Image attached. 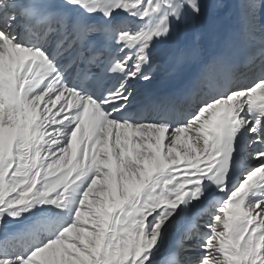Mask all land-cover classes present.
<instances>
[{"label": "snow or ice", "instance_id": "obj_1", "mask_svg": "<svg viewBox=\"0 0 264 264\" xmlns=\"http://www.w3.org/2000/svg\"><path fill=\"white\" fill-rule=\"evenodd\" d=\"M238 4L250 40L264 0ZM207 7L0 0V264H264V40L258 66L221 52L179 96L129 88L160 45L173 64L197 53L179 32Z\"/></svg>", "mask_w": 264, "mask_h": 264}, {"label": "bare ground", "instance_id": "obj_2", "mask_svg": "<svg viewBox=\"0 0 264 264\" xmlns=\"http://www.w3.org/2000/svg\"><path fill=\"white\" fill-rule=\"evenodd\" d=\"M204 3L208 5L205 11V16L197 22H189L187 25H182L180 28L179 35L181 38L184 36H191L192 33L198 32L200 33V41L197 45V53L194 56H190L186 58L182 63L187 67H191V69H198L199 67H203L208 64L209 56L207 50H203L201 47L202 39L205 36L206 29L210 30L214 34V38L217 43L222 40H234L238 43V41H244L250 49H253L257 54L256 65L258 66L260 63L259 59V51L261 47V41L264 40V33L262 30H258L254 33L252 39H246L241 33V21L239 14V4L238 0H204ZM173 41H169L165 45H160L157 49L156 54L153 56V62L150 66H146L144 68V72L149 74L152 79L151 82L156 81L163 74V68H161L160 56L162 54H166L170 52ZM201 47V49H200ZM256 72L245 73V75L241 76V82L249 83L251 82L253 76ZM142 79L132 80L129 83V88L134 94V103H141V98L143 94H140L141 87L143 86ZM207 220V217H204L199 223L201 225V231H204L202 225ZM187 225L186 220H179L172 230L168 233L169 240L165 243L164 251H162L161 255L158 257L159 261H163L169 252L174 250L175 246L179 242V238L183 233L185 226ZM195 240L185 241L184 245L187 251L183 254L187 256V258H194L195 256Z\"/></svg>", "mask_w": 264, "mask_h": 264}, {"label": "rangeland", "instance_id": "obj_3", "mask_svg": "<svg viewBox=\"0 0 264 264\" xmlns=\"http://www.w3.org/2000/svg\"><path fill=\"white\" fill-rule=\"evenodd\" d=\"M205 222H206V221H205ZM205 222H204V223H205ZM201 230H202V229H201ZM203 230L205 231V229H203ZM180 239H181V238H179V241H180ZM168 240H169V237H168V235H167V236L165 237V241H164V244H163V246H162L161 253H162V251H164L165 243H167ZM185 246H186V245H184V247H185ZM175 248H176V246H175ZM175 248H174V249H175ZM172 251H173V250H172ZM183 255H184L185 258H187V256H186L185 254H183ZM193 255L196 257V256L198 255V251L196 250V251H195V254H193Z\"/></svg>", "mask_w": 264, "mask_h": 264}]
</instances>
